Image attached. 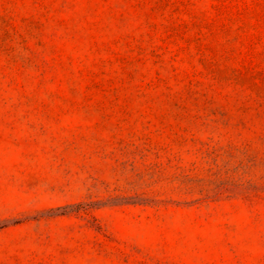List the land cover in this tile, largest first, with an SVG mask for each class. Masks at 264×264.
<instances>
[{"label":"rangeland","instance_id":"rangeland-1","mask_svg":"<svg viewBox=\"0 0 264 264\" xmlns=\"http://www.w3.org/2000/svg\"><path fill=\"white\" fill-rule=\"evenodd\" d=\"M0 264H264V0H0Z\"/></svg>","mask_w":264,"mask_h":264}]
</instances>
